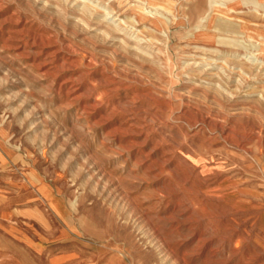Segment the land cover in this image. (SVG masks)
Here are the masks:
<instances>
[{"label": "rangeland", "instance_id": "rangeland-1", "mask_svg": "<svg viewBox=\"0 0 264 264\" xmlns=\"http://www.w3.org/2000/svg\"><path fill=\"white\" fill-rule=\"evenodd\" d=\"M0 264H264V0H0Z\"/></svg>", "mask_w": 264, "mask_h": 264}, {"label": "bare ground", "instance_id": "bare-ground-1", "mask_svg": "<svg viewBox=\"0 0 264 264\" xmlns=\"http://www.w3.org/2000/svg\"><path fill=\"white\" fill-rule=\"evenodd\" d=\"M217 3V2H216ZM216 3H215V5H216ZM214 5V4H213ZM222 5H220V7H221ZM260 6V5H259ZM225 11H221V9H220V13H224Z\"/></svg>", "mask_w": 264, "mask_h": 264}]
</instances>
